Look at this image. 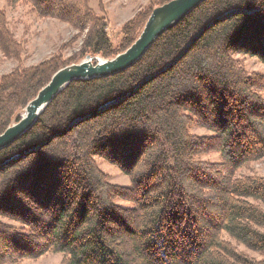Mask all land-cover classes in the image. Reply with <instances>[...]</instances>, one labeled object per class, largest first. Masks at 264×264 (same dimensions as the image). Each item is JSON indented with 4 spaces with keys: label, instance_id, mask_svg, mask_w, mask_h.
Listing matches in <instances>:
<instances>
[{
    "label": "trees",
    "instance_id": "16d2710c",
    "mask_svg": "<svg viewBox=\"0 0 264 264\" xmlns=\"http://www.w3.org/2000/svg\"><path fill=\"white\" fill-rule=\"evenodd\" d=\"M89 1L7 0L87 33L71 59L18 64L0 77V134L57 70L122 53L170 0H150L123 24L118 44ZM0 50L20 62L23 47L3 12ZM234 55L264 65V0H206L131 68L66 86L0 151V217L29 229L17 234L0 223V264L47 253H61L63 264H264V177L237 176L264 158V77ZM193 125L214 136L191 134ZM244 131L258 148L241 145ZM211 149L220 163L195 159ZM94 157L123 171L131 188L109 184Z\"/></svg>",
    "mask_w": 264,
    "mask_h": 264
},
{
    "label": "rangeland",
    "instance_id": "374dc122",
    "mask_svg": "<svg viewBox=\"0 0 264 264\" xmlns=\"http://www.w3.org/2000/svg\"><path fill=\"white\" fill-rule=\"evenodd\" d=\"M149 1L150 0H90L89 6L98 16L104 19L106 33L114 44H118L121 39L120 29L123 24L131 20L137 12L141 11L149 3ZM0 12L4 14L9 31H11L14 38L19 41L23 47L19 63L15 59L3 57L0 50V77L10 73L18 64L23 67L36 66L47 59L57 56L64 60L71 59L76 56L81 48L82 41L87 33V30L78 32L68 24L55 19L40 18L30 10L29 6L23 3L11 6L8 4L7 0H0ZM233 58L238 61L239 65L247 72L256 73L264 77V65L257 58L247 55H234ZM260 95L264 98V92H261ZM22 115L23 113L20 114V117ZM241 115L243 120H245V117H247L245 112ZM258 117L260 116L256 115V119H258ZM190 133L205 138L214 136L213 131L196 125L190 127ZM239 141L242 146L249 150H254L259 147L257 138L248 131H244ZM211 150V152L196 156L195 159L210 163H220L222 159L219 152L216 151V149ZM93 159L97 170L106 176V180L109 184L125 189L131 188L129 177L117 166L99 157H94ZM251 175L264 177V158L258 162L245 166L237 174L238 177ZM114 203L124 209H130L134 206L133 202L123 200H115ZM261 207L264 211V206ZM0 223L14 230L17 234H29V229L18 221L0 217ZM261 230L264 231V228H261ZM239 249L241 251H246L250 257L256 260L262 259L259 253L247 251L243 247H239ZM13 254L16 255L15 253ZM64 260V256L61 253H47L37 258L16 260L14 263L10 264H63Z\"/></svg>",
    "mask_w": 264,
    "mask_h": 264
},
{
    "label": "water",
    "instance_id": "95a60500",
    "mask_svg": "<svg viewBox=\"0 0 264 264\" xmlns=\"http://www.w3.org/2000/svg\"><path fill=\"white\" fill-rule=\"evenodd\" d=\"M204 1L206 0H170L152 10L138 38L122 53L111 59L88 56L78 63L57 70L35 98L25 106L19 121L0 134V151L28 132L43 111L70 83L109 77L131 68L158 37L176 26Z\"/></svg>",
    "mask_w": 264,
    "mask_h": 264
}]
</instances>
